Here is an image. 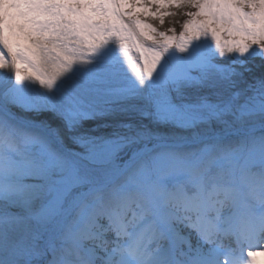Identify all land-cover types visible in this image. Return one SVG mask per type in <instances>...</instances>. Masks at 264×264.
I'll list each match as a JSON object with an SVG mask.
<instances>
[{
  "label": "snow or ice",
  "instance_id": "1",
  "mask_svg": "<svg viewBox=\"0 0 264 264\" xmlns=\"http://www.w3.org/2000/svg\"><path fill=\"white\" fill-rule=\"evenodd\" d=\"M256 60L264 0H0V264H264Z\"/></svg>",
  "mask_w": 264,
  "mask_h": 264
},
{
  "label": "rangeland",
  "instance_id": "2",
  "mask_svg": "<svg viewBox=\"0 0 264 264\" xmlns=\"http://www.w3.org/2000/svg\"><path fill=\"white\" fill-rule=\"evenodd\" d=\"M155 10V9H153ZM162 11H166L171 13L170 15H166L164 17V22L161 24L159 17H142L147 20L148 23H151L154 27H156L161 32H168L169 35H176L179 36L180 33L183 31L184 22L190 19L189 16L186 15L188 12H195L197 11L194 7L189 6H182V7H170L168 9H163ZM170 29H175L174 32L169 31ZM132 59L136 61L138 64L139 61L136 60V53L133 50ZM261 61L256 60L254 61L252 67V72L249 74V81L253 77L259 78L262 74H264V68L260 66ZM4 87V74L0 71V90ZM37 121L45 120L52 127H57L59 121L54 119L50 113H42L36 114L31 117ZM138 119V118H136ZM130 118L127 115H119V116H104V117H97L94 119L84 120L81 124L80 129L78 132H90L93 129H98L100 131H110L111 129H106L104 126L108 124H114L116 122L121 121H129ZM147 121H145L146 123ZM68 135H72L73 133H67Z\"/></svg>",
  "mask_w": 264,
  "mask_h": 264
}]
</instances>
